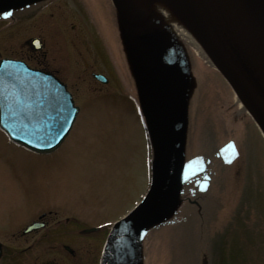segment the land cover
Returning <instances> with one entry per match:
<instances>
[{
    "label": "rangeland",
    "instance_id": "374dc122",
    "mask_svg": "<svg viewBox=\"0 0 264 264\" xmlns=\"http://www.w3.org/2000/svg\"><path fill=\"white\" fill-rule=\"evenodd\" d=\"M65 1L63 10L73 21L71 10L77 9L73 0ZM74 1L83 17L93 23L90 14L96 19L104 14L110 24L108 38L112 44L116 43L118 50L110 0ZM8 32L9 29L0 32V44L11 36L12 31ZM26 34L21 38L27 37ZM188 50L190 58L186 66L188 62V79L193 78L194 89L189 99L192 112L187 150L191 161L186 169L184 204L172 224L149 232L142 246L140 264L142 260V264H203L205 260L208 264H226L234 253L238 259L233 264H264L263 250L255 256L246 247L254 234L253 228H240L241 225L228 228L233 216L226 214L224 203L235 181L229 184V179H224L222 174H236L241 161L235 160L227 167L213 162L209 166L212 171L207 174L199 157L202 154L215 157L218 149L237 148L245 164L242 189L247 197H253L252 204L259 212L264 209V138L253 120L240 112L233 92L216 71L192 49ZM94 57V71L102 72L103 69H97L103 67L101 57ZM118 64L121 70L112 62L104 70L111 81L108 85L96 82L87 73L80 79L74 76L72 88L82 113L58 153L36 158L8 142L0 132V229L23 227L42 213L57 212L53 227L58 220L70 219V223L58 226V230L68 233L61 242L78 250L81 264H95L100 260L113 224L128 214L149 188L152 161L149 138L134 100L137 97L133 96L128 67L122 58H118ZM207 195L217 205L212 208L214 216L200 198ZM189 201H203L204 208L197 210L200 207ZM91 227H100L101 231L86 237L76 235L78 230ZM217 236H221L218 246L212 240ZM10 237L0 234V238ZM238 242L247 250L236 252L233 247ZM62 257L68 258L63 254Z\"/></svg>",
    "mask_w": 264,
    "mask_h": 264
},
{
    "label": "water",
    "instance_id": "95a60500",
    "mask_svg": "<svg viewBox=\"0 0 264 264\" xmlns=\"http://www.w3.org/2000/svg\"><path fill=\"white\" fill-rule=\"evenodd\" d=\"M34 0H0V11ZM264 134V0H171ZM130 48L154 151L143 201L114 226L101 264H138L143 233L180 202L188 124L186 69L133 0H113ZM102 80H104L102 78ZM105 81V80H104ZM79 113L66 86L24 63L0 66V129L36 153L57 150Z\"/></svg>",
    "mask_w": 264,
    "mask_h": 264
},
{
    "label": "flooded vegetation",
    "instance_id": "af4514ba",
    "mask_svg": "<svg viewBox=\"0 0 264 264\" xmlns=\"http://www.w3.org/2000/svg\"><path fill=\"white\" fill-rule=\"evenodd\" d=\"M63 1L41 0L13 9L10 11L12 15L6 17L8 20L0 19V32L9 29V34L12 31L11 36L0 44V59L22 60L41 72L54 74L64 83L72 80L73 70L87 72L94 67L85 51H92L93 56L96 53L102 55L104 67L108 62L114 65L108 38L100 24L91 23L83 15V19L69 20L67 11L63 10ZM25 33L27 37L21 38ZM89 38L96 41L92 48H88ZM35 39L39 43H35ZM68 44L72 48L71 58L66 52ZM50 215L40 221L43 226L30 233L24 232L25 227L0 229V234L11 235L8 240L0 238V264H81L78 250L61 242L68 233L58 230V226L61 227L59 222L53 227L52 221L57 219V215L49 220ZM77 233L82 236L83 230ZM62 254L68 258L64 259Z\"/></svg>",
    "mask_w": 264,
    "mask_h": 264
},
{
    "label": "trees",
    "instance_id": "16d2710c",
    "mask_svg": "<svg viewBox=\"0 0 264 264\" xmlns=\"http://www.w3.org/2000/svg\"><path fill=\"white\" fill-rule=\"evenodd\" d=\"M237 161H241V162L239 164L240 168H237L236 170V174H233V175H230L227 173L222 174L224 175V179H229L228 180L229 184H231L232 181H235L227 197L228 201H225L224 203L226 214L229 216L230 213H232V216H233L232 221L228 223V228L230 229L231 227L236 226V225H241L240 228H243V226H246L248 228H253L254 234L252 235L251 239L247 240L248 244L246 245V247L250 248L254 252V255L257 256L259 250L264 251V209L259 212L255 210V207L253 206L252 201H251L253 197L250 198L244 194V189H242L243 187L242 182H243V174L245 173V164L243 163L241 159V155L239 156ZM223 189L224 187H221V189L219 187V190H223ZM205 200H206V197H205ZM214 207H217V205L215 204L214 201L213 202L211 201V197L209 196V210L213 216H214V212L212 208ZM218 207L220 208L221 205ZM230 210L231 211L233 210V211L231 212ZM235 212H237V214L234 216ZM254 223H255L254 225L255 228L253 227ZM234 232H236V229H234ZM220 237L217 236L216 239L212 238L214 245L218 246ZM243 248L244 246L241 245L239 242L235 246V248L233 247V249L236 250V252H238V250L240 249H242L243 251ZM255 251H257V254L255 253ZM237 259H238L237 254L234 253L228 258L226 264H233L234 262H237Z\"/></svg>",
    "mask_w": 264,
    "mask_h": 264
},
{
    "label": "bare ground",
    "instance_id": "6f19581e",
    "mask_svg": "<svg viewBox=\"0 0 264 264\" xmlns=\"http://www.w3.org/2000/svg\"><path fill=\"white\" fill-rule=\"evenodd\" d=\"M159 3H156L154 7H149L146 4L147 0H136L137 6L141 11V14H145V16H159L161 24L159 27L162 30L159 31L163 37H167V32H173L180 39H182L190 48L194 50V52L201 58L205 60L210 66L211 61L207 56L206 52L198 42V40L194 37L188 26L183 21L182 16L180 15L178 9L173 6L171 0H158ZM165 28V29H163ZM168 53V56L171 55Z\"/></svg>",
    "mask_w": 264,
    "mask_h": 264
},
{
    "label": "snow or ice",
    "instance_id": "6c2138e0",
    "mask_svg": "<svg viewBox=\"0 0 264 264\" xmlns=\"http://www.w3.org/2000/svg\"><path fill=\"white\" fill-rule=\"evenodd\" d=\"M3 15H4L5 17H7V16L12 15V13H11V12H5V13H3Z\"/></svg>",
    "mask_w": 264,
    "mask_h": 264
}]
</instances>
